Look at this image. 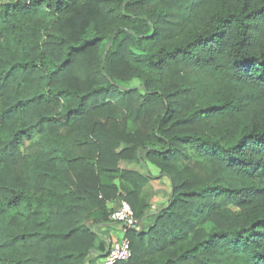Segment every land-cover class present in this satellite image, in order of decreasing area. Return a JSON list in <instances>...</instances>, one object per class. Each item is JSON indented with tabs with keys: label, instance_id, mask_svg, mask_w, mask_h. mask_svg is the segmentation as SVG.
Returning <instances> with one entry per match:
<instances>
[{
	"label": "trees",
	"instance_id": "trees-1",
	"mask_svg": "<svg viewBox=\"0 0 264 264\" xmlns=\"http://www.w3.org/2000/svg\"><path fill=\"white\" fill-rule=\"evenodd\" d=\"M0 131V264L91 263L122 193L118 264H264V0H0Z\"/></svg>",
	"mask_w": 264,
	"mask_h": 264
},
{
	"label": "rangeland",
	"instance_id": "rangeland-1",
	"mask_svg": "<svg viewBox=\"0 0 264 264\" xmlns=\"http://www.w3.org/2000/svg\"><path fill=\"white\" fill-rule=\"evenodd\" d=\"M6 136L5 134H3L1 131H0V136ZM1 151L3 152V154L5 156H9L11 161L14 162V165H16L17 167H22L23 165V162L21 160V156L23 154V148L22 147H19V150L17 152H12L10 150H8L7 148H5V146L2 147ZM120 165L121 167L123 168H135L137 170H139L141 173L145 174V175H148L149 174L151 175V181L153 182L154 184V187H153V192L154 194L152 193V207L150 209L151 212H154L155 209H157L159 206H166L168 204V201L170 200V197H171V192H172V182H171V179L169 176L167 175H161V169L154 165L152 162L148 161L144 164H139V163H128L127 161H121L120 162ZM19 169V168H18ZM122 199H126V196H124V194L122 193V196H118L117 198H115L114 200H112L111 202H109V208L111 210H115L120 201ZM153 221H150L149 223H152ZM112 223H115V224H118L120 225L119 223H116V222H112ZM112 223L108 226H112ZM121 228H122V231L124 232V228L122 227V225H120ZM103 227L102 226H99L97 228V230L100 232H103ZM122 232V233H123ZM124 235V233H123ZM121 239L118 238V237H114V239L112 238V241H115V240H119ZM109 244V242H108ZM97 261H91V264H95Z\"/></svg>",
	"mask_w": 264,
	"mask_h": 264
},
{
	"label": "built area",
	"instance_id": "built-area-1",
	"mask_svg": "<svg viewBox=\"0 0 264 264\" xmlns=\"http://www.w3.org/2000/svg\"><path fill=\"white\" fill-rule=\"evenodd\" d=\"M110 217L113 222L122 225L124 235L119 240L111 241L108 250L103 256L95 260L97 261L95 264H118L129 260L133 256L131 241L127 233L129 230L138 229L141 226L139 219L135 216L133 207L126 199H122Z\"/></svg>",
	"mask_w": 264,
	"mask_h": 264
},
{
	"label": "crops",
	"instance_id": "crops-1",
	"mask_svg": "<svg viewBox=\"0 0 264 264\" xmlns=\"http://www.w3.org/2000/svg\"><path fill=\"white\" fill-rule=\"evenodd\" d=\"M150 183H151V186L154 187V184L151 181V179H150ZM153 194H154V192H153ZM152 203L153 202H152V199H151V204ZM102 227H103L102 228L103 229V232H101V236H102V238H104V240H106L107 242H109V244L112 241V238L114 239V237H118V238H120V237L122 238L123 237V233L124 232L122 231L121 226L118 225V224L112 223V226L103 225ZM109 244H108V247H109ZM108 247H107V250H108ZM96 257H98V256H96Z\"/></svg>",
	"mask_w": 264,
	"mask_h": 264
}]
</instances>
